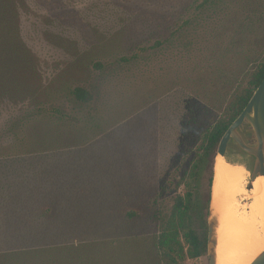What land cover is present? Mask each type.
<instances>
[{
	"label": "rangeland",
	"instance_id": "rangeland-1",
	"mask_svg": "<svg viewBox=\"0 0 264 264\" xmlns=\"http://www.w3.org/2000/svg\"><path fill=\"white\" fill-rule=\"evenodd\" d=\"M40 1L29 0L22 27L49 93L43 109L29 100L0 108V198L38 219L46 213L35 242L63 244L55 264H210L208 247L191 255V215L182 208L171 216L177 200L200 193L208 229L215 160L199 182L198 146L264 58V0H217L210 14L219 36L199 25L186 49L175 42L124 65L121 56L144 51L110 0ZM143 39V47L155 43ZM63 84L87 87L94 99L74 109ZM230 156L246 170V157ZM238 168L232 176L244 179Z\"/></svg>",
	"mask_w": 264,
	"mask_h": 264
},
{
	"label": "trees",
	"instance_id": "trees-1",
	"mask_svg": "<svg viewBox=\"0 0 264 264\" xmlns=\"http://www.w3.org/2000/svg\"><path fill=\"white\" fill-rule=\"evenodd\" d=\"M110 1L119 10L126 13L127 22L132 23L131 29L140 39L139 49L141 52L144 51L130 57L121 56L118 59V63L121 65L141 59V56L149 50H155V53L163 51L164 48L166 50V48L174 46L175 42H181V48H185L184 41L188 40L191 43L194 41L191 38H194L199 25L200 34H205L210 38L219 36L222 31L221 27H212L213 18L210 10L213 6L217 8L219 5L217 0ZM40 2L47 6L60 8L63 0H41ZM28 10H30L29 0H0V108L6 102L27 100L42 103V109L45 108L41 97H47L49 92L44 86L41 74L42 64L23 34L22 16ZM54 11H57L59 16L63 15L60 9H54ZM190 27H192L191 30H189ZM184 32L185 34H183ZM148 35L154 36L155 43L143 47V38ZM94 67L99 68L101 72L106 68L101 61L95 62ZM244 75L247 76V83L242 93L230 103L227 116L214 122L213 125L207 126L202 132V140L198 146L200 154L196 159L199 182L213 157L215 160L222 136L246 107L262 82L264 58L255 61L254 66ZM63 89L67 90L74 109L90 104L94 99L95 93L84 86L68 87L63 84ZM52 111L66 117L60 108H54ZM212 183L213 175L209 180L210 187H212ZM208 206L209 200L205 201L198 193L189 198L177 200L171 216V219L174 220L177 211L183 208L185 213L187 212L194 219L189 225L188 231L185 232V238L190 244L193 257H199L207 251L208 229L200 215L207 210ZM15 209L17 207L10 208L8 203L0 198V264H55L54 254L62 249L63 244L58 245L57 242L41 244L45 239L35 242L37 233L44 234L39 227L38 230L36 227L47 217L46 213H43L42 217L38 219L39 216L31 215L29 208H25L23 211L22 207L21 210ZM192 224L201 226L202 232L199 233L192 227ZM75 255L77 260L78 258L82 259L78 252Z\"/></svg>",
	"mask_w": 264,
	"mask_h": 264
},
{
	"label": "bare ground",
	"instance_id": "bare-ground-1",
	"mask_svg": "<svg viewBox=\"0 0 264 264\" xmlns=\"http://www.w3.org/2000/svg\"><path fill=\"white\" fill-rule=\"evenodd\" d=\"M234 161L215 155L211 207L219 216L217 264H251L264 251V175L253 180L248 167L242 170ZM232 167L244 179H235Z\"/></svg>",
	"mask_w": 264,
	"mask_h": 264
},
{
	"label": "water",
	"instance_id": "water-1",
	"mask_svg": "<svg viewBox=\"0 0 264 264\" xmlns=\"http://www.w3.org/2000/svg\"><path fill=\"white\" fill-rule=\"evenodd\" d=\"M218 154L231 160L235 159L230 155L246 157L249 163L245 164L251 172L253 180L264 175V78L246 107L222 136L216 155ZM218 225L219 216L211 207L208 222L210 264H217ZM251 264H264V251Z\"/></svg>",
	"mask_w": 264,
	"mask_h": 264
}]
</instances>
